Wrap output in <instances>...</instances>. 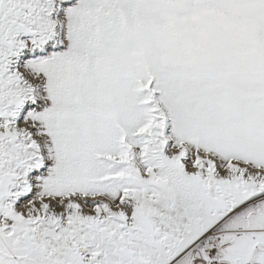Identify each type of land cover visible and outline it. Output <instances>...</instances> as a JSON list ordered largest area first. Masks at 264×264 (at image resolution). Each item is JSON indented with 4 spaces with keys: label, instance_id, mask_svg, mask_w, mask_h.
Instances as JSON below:
<instances>
[{
    "label": "snow or ice",
    "instance_id": "6c2138e0",
    "mask_svg": "<svg viewBox=\"0 0 264 264\" xmlns=\"http://www.w3.org/2000/svg\"><path fill=\"white\" fill-rule=\"evenodd\" d=\"M0 264H264V0H0Z\"/></svg>",
    "mask_w": 264,
    "mask_h": 264
}]
</instances>
